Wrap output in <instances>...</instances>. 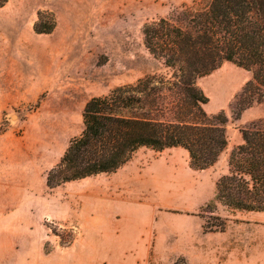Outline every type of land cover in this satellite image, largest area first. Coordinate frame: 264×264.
<instances>
[{
	"label": "rangeland",
	"instance_id": "374dc122",
	"mask_svg": "<svg viewBox=\"0 0 264 264\" xmlns=\"http://www.w3.org/2000/svg\"><path fill=\"white\" fill-rule=\"evenodd\" d=\"M193 1L8 0L0 8V264H264V212L215 199L239 129L264 118V97L231 117L252 78L233 63L219 79L237 87L200 85L205 111L228 115L227 146L211 167L192 169L180 147H141L116 172L45 184L82 132L89 98L167 71L143 43L144 23ZM39 10L55 15L49 34L33 31ZM210 215L225 220L224 231H203Z\"/></svg>",
	"mask_w": 264,
	"mask_h": 264
},
{
	"label": "trees",
	"instance_id": "16d2710c",
	"mask_svg": "<svg viewBox=\"0 0 264 264\" xmlns=\"http://www.w3.org/2000/svg\"><path fill=\"white\" fill-rule=\"evenodd\" d=\"M7 1L0 0V8ZM55 26L52 11H37L35 33L49 34ZM142 34L149 53L167 71L89 98L82 110L84 128L46 172L47 188L116 172L141 147H180L192 169L211 167L227 146L228 115L223 109L205 111L209 98L197 79L223 62L252 71L229 106L232 118L263 99L264 0H195L144 23ZM239 130L242 141L229 152L228 171L216 181L215 199L231 210L264 212V118ZM208 218L203 231H224L222 217Z\"/></svg>",
	"mask_w": 264,
	"mask_h": 264
},
{
	"label": "crops",
	"instance_id": "0c3cea01",
	"mask_svg": "<svg viewBox=\"0 0 264 264\" xmlns=\"http://www.w3.org/2000/svg\"><path fill=\"white\" fill-rule=\"evenodd\" d=\"M224 63V62H223ZM223 63L221 64V66L220 67H218L217 69H215V70H213L211 73H209V74H206V75H203V76H201L200 78H198L197 79V84L199 85V87H200V85L202 86V81L203 80H209L211 83H213V84H216V85H222L223 87H225L226 89H228V87H237V84H234V82H232V81H228V82H226V81H222V80H220L219 79V77L220 76H222L223 74H224V72H225V68H224V66H223ZM201 88V87H200ZM204 88V87H203ZM202 89V88H201ZM203 90V89H202ZM204 91V90H203ZM205 93V92H204ZM241 143V142H240ZM163 151V150H162ZM125 164H127V162L125 163ZM124 164V165H125ZM124 165H122L120 168H118L117 169V171L118 170H120V169H122V167L124 166ZM66 183H68V182H66ZM66 183H64V184H66ZM0 248L2 249V251L1 252H3V248H5V246L0 242Z\"/></svg>",
	"mask_w": 264,
	"mask_h": 264
}]
</instances>
